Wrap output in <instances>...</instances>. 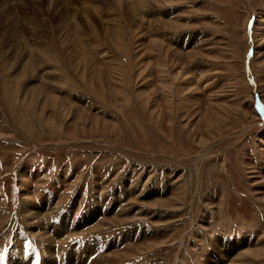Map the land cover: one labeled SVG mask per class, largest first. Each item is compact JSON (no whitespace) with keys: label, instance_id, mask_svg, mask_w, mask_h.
Instances as JSON below:
<instances>
[{"label":"rangeland","instance_id":"1","mask_svg":"<svg viewBox=\"0 0 264 264\" xmlns=\"http://www.w3.org/2000/svg\"><path fill=\"white\" fill-rule=\"evenodd\" d=\"M26 1L0 0V263L264 264V0Z\"/></svg>","mask_w":264,"mask_h":264},{"label":"bare ground","instance_id":"2","mask_svg":"<svg viewBox=\"0 0 264 264\" xmlns=\"http://www.w3.org/2000/svg\"><path fill=\"white\" fill-rule=\"evenodd\" d=\"M5 1H6V0H4V2H5ZM35 1H36V0H35ZM86 1H87V0H86ZM117 1L120 2L119 0H117ZM141 1H142V0H141ZM145 1H148V0H145ZM157 1H159V0H157ZM4 2H2V3H4ZM21 2H22V1H21ZM25 2H27V1L25 0ZM37 2H38V1H36L35 3H37ZM48 2H49L50 4H52V3H53V0H48ZM70 2H71V1H70ZM79 2H80V1H79ZM124 2H125V1H124ZM128 2H129V1H128ZM6 3H8V2H5V4H6ZM17 3H18V2H17ZM17 3L14 4V5L16 6V7H15V6H13V5L11 4V1H10V4H11L12 7H13V8H10V10H9L10 12H11L12 10H14V11H16V10H17V11H20V10H22V6H19V4H17ZM19 3H20V2H19ZM39 3H40V1H39ZM81 3H82V2H81ZM125 3H126V2H125ZM133 3L135 4V2H133ZM144 3H145V2H144ZM56 4H58V3H56ZM54 5H55V4H54ZM4 6H5V5L3 4L2 7H4ZM95 6H96V5H95ZM117 6H118V3H117ZM162 6H163V5H162ZM5 7L7 8V6H5ZM96 7H97V6H96ZM133 7H134V6H133ZM24 8L26 9L27 7L24 6ZM88 8H89V7H88ZM88 8H87V9H88ZM25 9H24V10H25ZM89 9H90V8H89ZM69 10H71V9H69ZM80 12H81V11H80ZM84 14H85V13H84ZM16 16H17V15H16ZM141 18H142V17H141ZM258 18H259V17H258ZM87 19H88V18H87ZM260 19H261L260 22H262L261 24H262V26H263V28H264V18L260 17ZM262 19H263V20H262ZM257 21H258V23H259V20H257ZM91 22H92V21H91ZM75 24H76V23H75ZM77 24H78V23H77ZM77 24H76V26H77ZM88 24H89V23H88ZM255 28H256V27H255ZM255 28H254V31H255ZM263 28H262V29H263ZM60 30H61V29H60ZM70 30H71V29H70ZM70 30H69V31H70ZM103 30H105V29H103ZM116 30H117V29H116ZM263 30H264V29H263ZM107 31H108V30H107ZM117 31H118V30H117ZM117 31H115V32H117ZM261 34H262V33H261ZM69 35H70V34H69ZM114 35H115V34H114ZM253 36L256 37V35L253 33L252 38H251V42H253V40H254V37H253ZM118 37H119V36H118ZM263 37H264V35H262V39H264ZM252 39H253V40H252ZM150 42H151V41H150ZM154 43H155V41H154ZM154 43H153V44H154ZM156 45H157V47H158V48H157V50L159 51L158 53H159V55L162 57V56H163V53H164V51H165L164 46H163L162 42H161V41H158V40L156 41ZM156 45L154 44V46H156ZM155 48H156V47H155ZM154 50H155V49H154ZM168 61H169V60H168ZM83 62H84V61H83ZM131 62H133V61H131ZM167 65H168V64H167ZM120 66H121V64H120V65L118 64V67H119L118 69H119V70H121V69H120ZM133 67H134V65H133ZM92 70H97V67L94 66V67L92 68ZM98 70H100V69H98ZM119 70H118V71H119ZM91 72H92V71H91ZM93 72H94V71H93ZM95 72H96V71H95ZM256 77H257V76H256ZM25 181H26V180H25ZM27 181H28V180H27ZM25 183H27V182H25ZM24 187H25V186H24ZM26 188H27V185H26ZM23 200H24V199H23ZM20 202H21V201H20ZM27 211H28V209L24 207V204H22L21 207H20V210H19V213H20V215H21V219L25 220V217H26V216H28V217L30 216V215H28ZM32 217L34 218V216L31 215L30 219H31ZM26 221H27V220H26ZM38 222H39V219L37 218V223H38ZM31 225H32V223H28V226L31 227ZM48 247H49V246H48ZM249 249H251V248H249ZM258 249H259V247L257 246L256 249H254V250H252V251L254 252L255 250H257L258 252H260V250H258ZM244 251H245V253H246V250H244ZM249 252H250V251H249ZM253 252H251V253H253ZM261 255H262V254H261Z\"/></svg>","mask_w":264,"mask_h":264},{"label":"snow or ice","instance_id":"3","mask_svg":"<svg viewBox=\"0 0 264 264\" xmlns=\"http://www.w3.org/2000/svg\"><path fill=\"white\" fill-rule=\"evenodd\" d=\"M258 110L261 111L262 113H264V106H259L258 105Z\"/></svg>","mask_w":264,"mask_h":264}]
</instances>
